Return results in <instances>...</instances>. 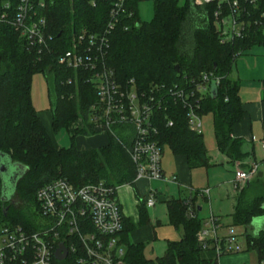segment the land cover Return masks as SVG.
<instances>
[{
    "label": "trees",
    "instance_id": "16d2710c",
    "mask_svg": "<svg viewBox=\"0 0 264 264\" xmlns=\"http://www.w3.org/2000/svg\"><path fill=\"white\" fill-rule=\"evenodd\" d=\"M118 1L43 0L45 7L36 11L38 17L45 18L46 36L51 37L45 49L30 48L14 25L20 0H0V157L26 168L15 188L16 201L1 203L0 221L8 222L3 229L22 227L36 232V195L53 180H67L76 188L105 183L118 189L135 184L137 170L128 152L134 135L131 128L112 129L113 133H106L108 145L97 149L79 150L75 145L71 149L59 148L32 103L33 77L44 74L48 77L54 133L80 120L82 126L75 129L77 136L102 133L89 121L91 107L97 102L96 89L90 81L92 74L60 63V58L72 50L75 39L83 33L106 34L107 68L122 86L133 81L139 93L157 95L160 88L164 93L177 86L187 88V80L197 82L204 74L212 73L217 80L218 96L215 100L210 93L203 96L197 112L201 118L212 114L218 152L226 157L229 166L233 169L237 165V170L251 168L246 162L252 154L244 151L245 141L234 137L244 109L239 81L231 78V72L239 56L254 47H264V0L251 6L241 3L238 21L244 23L243 36L225 44L220 41L219 30L224 15L216 18V4L197 6L194 0H155L152 21L143 23L137 10L141 0H124L125 15L113 19L111 12ZM113 21L117 23L106 33ZM155 116L157 141L162 148L168 146L173 155L184 158L191 170L210 166L203 136L190 130L188 109L182 102L171 96ZM170 121L172 126L168 125ZM1 184L0 179V191ZM188 203L169 202L170 221L182 226L183 236L179 241L168 242L164 255L154 259L145 256V245L130 241V234L149 222L145 204L140 207L138 224L125 219L120 234L125 264H218L217 260L203 256L215 251V247L201 250L198 233L203 224L188 218ZM263 216L264 179L256 175L238 191L231 219L234 225L249 228L254 219ZM246 238L262 264L264 230L258 234L247 230ZM54 263L80 264L72 255L64 262Z\"/></svg>",
    "mask_w": 264,
    "mask_h": 264
},
{
    "label": "built area",
    "instance_id": "2783aa9c",
    "mask_svg": "<svg viewBox=\"0 0 264 264\" xmlns=\"http://www.w3.org/2000/svg\"><path fill=\"white\" fill-rule=\"evenodd\" d=\"M258 1L194 0V3L197 6L217 5L216 18L224 15L219 22V30L220 41L225 44L243 36L244 23L238 21L243 5L241 3L251 6ZM38 3L36 5V0H20L13 23L27 39L30 48L43 46L46 49L51 37L46 36L45 18L38 17L36 11L45 7L43 0ZM123 5L124 0H119L114 5L111 12L113 19H118L121 14L125 15ZM116 23L117 21L110 23L106 33ZM75 40L72 50L60 58V63L92 74L90 81L94 83L97 102L91 107L89 121L102 133H113L112 129L117 127L131 128L134 135L128 152L137 170L136 180H163V148L157 141L156 112L166 107L172 96L188 109L190 130L202 134V118L197 112L199 101L210 93L211 83L215 81L217 84V80L212 73L204 74L197 82L187 80V88L177 86L166 93L160 88L157 95L139 93L133 81L122 86L114 72L107 68L106 34L100 36L83 33ZM168 125L172 126L171 121ZM261 148L264 157V142L261 143ZM257 173V165H252L248 170H236L232 181L234 190L239 191ZM199 194L209 196L210 191H200ZM36 202L38 230L31 232L22 227L4 228L0 264H55V254L61 245L67 249V259L72 255L80 264H125V251L120 243L125 217L117 198V189L108 187L105 183L76 188L67 180L56 179L38 190ZM145 203L148 207H154L157 203L156 194L150 191ZM219 228V220L211 216L198 233L201 250L206 252L214 246L218 255L221 252H240L238 246L234 247L233 230L229 229L226 235L220 236Z\"/></svg>",
    "mask_w": 264,
    "mask_h": 264
},
{
    "label": "rangeland",
    "instance_id": "374dc122",
    "mask_svg": "<svg viewBox=\"0 0 264 264\" xmlns=\"http://www.w3.org/2000/svg\"><path fill=\"white\" fill-rule=\"evenodd\" d=\"M154 1L155 0H141L138 4V15L143 23L151 22L154 17ZM231 78L240 82V94L245 103L251 106H258L261 98V85L264 81V47H254L244 55L239 56L236 62L233 64ZM32 103L35 109L41 113V115H51V102L49 99V83L48 77L44 74H36L32 80L31 89ZM53 139L59 148L71 149L73 145L81 150L80 146H87L94 144L96 146L103 147L108 145V138L106 133L96 135L101 137L100 140H95L94 143L90 141L94 136H77L75 129L80 127L82 121L80 120L77 124L70 126L68 129L63 128L56 133L52 130L50 121H47ZM202 136L205 147L209 152L210 166L208 168H198L192 171L191 184L194 190H202L210 188L211 196L209 200L198 199L193 205L198 220L204 225L205 220L210 218L213 214L215 217L220 218V228L218 234L224 236L228 230L231 229L234 232V247L238 246L240 252H233L231 254H225L221 252L218 259V264H259V259L256 252L248 247L246 238L247 230L249 228L244 226H236L233 224L231 219L232 214V200L234 199V190L231 185H228V181L233 178L232 173L219 161L216 162L218 157L217 141L213 126L212 114H207L202 118ZM259 123L256 122L252 126V133L256 136H260ZM261 144V143H260ZM93 145V146H95ZM257 156L261 155V145L256 147ZM263 153V152H262ZM263 155V154H262ZM261 158V157H260ZM171 160V149L166 146L164 149L163 164L167 165L171 169V176H175L177 169L175 164L170 162ZM216 162V163H215ZM169 169V168H168ZM169 174V173H168ZM171 184H174V177L168 178ZM171 184H169L170 191L167 192L166 187L160 186L157 188V192L164 194L166 197L171 196ZM155 192V190H153ZM234 192V193H233ZM183 190L182 194L178 196L193 197L194 200L195 192L190 193ZM11 192L8 193L10 195ZM237 194V193H236ZM119 196V191H118ZM2 195L0 191V218L2 214ZM18 200V199H17ZM13 202L16 199H12ZM17 205L21 206V202H17ZM201 208L202 211L197 210ZM191 212V211H189ZM148 216L150 219L151 227L157 234V240L148 244L145 249V256L148 259H154L164 255L166 249V238L171 236V227L168 218V205L163 202H157L156 207L148 210ZM39 218V217H38ZM255 219L252 221L254 223ZM160 222V226L158 225ZM251 223V224H252ZM8 222L0 221V247L3 243V226L7 225ZM250 224V225H251ZM254 234V233H253Z\"/></svg>",
    "mask_w": 264,
    "mask_h": 264
},
{
    "label": "crops",
    "instance_id": "0c3cea01",
    "mask_svg": "<svg viewBox=\"0 0 264 264\" xmlns=\"http://www.w3.org/2000/svg\"><path fill=\"white\" fill-rule=\"evenodd\" d=\"M239 85H240V82H239ZM240 90H241V87H240ZM262 90H263V84L261 85V91ZM240 97H241V94H240ZM241 100L243 102L244 116H243V119L241 120V122L234 129V137L242 138L245 141V145L243 148L244 151L252 154L251 158H249L246 163L249 167L252 165H257L258 166L257 176L259 178L264 179V157L262 155L263 153H262V151H260L261 155H259V157H258L257 151H256V147L257 146L259 147V145H261L260 143L264 142V129H263L264 103L262 102V93H261V98H260V104L256 107L251 106L248 103H245L244 100L242 99V97H241ZM41 119H42L47 131L49 133H51L50 129H49L50 126L47 125L48 124L47 121H50V123H51L52 122V116L51 115L50 116L41 115ZM256 122L259 123V127L261 129L260 130V136H256L254 134H251L252 133V126ZM94 137L95 138L89 137V138H92L90 140V141H92V143H94L95 140L101 139V137H96V136H94ZM253 139H255V141H253ZM93 145H95V143L92 145L89 144L87 146H80L79 148L81 150H87V149H97L99 147V146H96V145L93 146ZM164 149H165V147L163 148L162 160H161V168H162V172H163V176H164L163 180H161V181H149L146 179H140V180H135L134 185H125V186L119 187L117 189V198L121 204L123 214H124V217L126 220H130V221H133L135 224H138V222L140 221V207L143 204H145L144 207H145V211L147 212V215H148L149 209L156 207L157 203L155 204L154 207H148L145 203L148 194L150 193V191L154 192L153 190H155L154 193L156 194L157 202H163V203H166L167 205L169 204L170 201H176V200H186L187 203L189 202L187 204L189 211H191L190 214L188 215L189 219H191V218L198 219V215H196V213H195L196 211H195V209H193V205L196 202L195 200H198V199L209 200L208 198H209V196H211V193H212L210 188H205L202 190H194L192 187V184H191V180H190L193 170L189 169L184 158H182L180 156H175L172 154V152H171L170 162L175 164L178 174H176L175 176H171L170 167L163 164ZM218 154H220V153L218 152ZM216 159H218V160H216V162L219 161L220 163H222L228 169V171H230L232 173L233 178H231L230 181H228V185H231L233 187L232 181H233L234 176H235L234 175L235 170L239 169V167L236 165L232 169L229 166V164L227 163L226 157H224L221 154L218 155V157ZM171 177L175 178V181H172L174 184H171V181L168 179ZM169 184H171V196L170 197L169 196L166 197L164 194L157 192V188H159L160 186L166 187L167 192H169L170 191V189L168 188ZM183 190L190 192V193L195 192L194 200L192 199L193 197H188V195L179 197L178 194L181 195ZM205 190L210 191L209 196H200V194H199L200 191H205ZM233 190H234V188H233ZM118 191H119V196H118ZM234 192H235V190H234ZM236 193H238V191H236L234 193V196H233L234 199L232 200V212H233V209L235 206V198L237 195ZM191 201H192V204H190ZM197 211L200 212V211H202V209L199 208ZM211 216L215 217L213 214ZM168 218H169V211H168ZM215 218H217L219 220V223H220V218L219 217H215ZM148 219H149V216H148ZM209 219L210 218L205 220L203 227H205V225L209 222ZM158 225L159 226L161 225L160 222H158ZM168 225L171 227V236H170V238H166V247H167L168 242L179 241L183 236L182 226H176V225L172 224L170 221V218H169V224ZM248 230L250 233H254V234H258L260 231L264 230V216L256 218L254 223H252L250 225ZM155 240H157V234L154 231V228L151 227L150 219H149V222L147 224H144L142 226H138L130 234V241H131V243H133L135 245L143 244V245L147 246L148 244H151ZM203 256L205 257V259L217 260V261L220 257V255H218L215 251H210L209 253H206Z\"/></svg>",
    "mask_w": 264,
    "mask_h": 264
},
{
    "label": "water",
    "instance_id": "95a60500",
    "mask_svg": "<svg viewBox=\"0 0 264 264\" xmlns=\"http://www.w3.org/2000/svg\"><path fill=\"white\" fill-rule=\"evenodd\" d=\"M178 69L179 67H177V70ZM210 95L213 100H215L218 96V87L215 81L211 83ZM25 171L26 168L24 166L19 164H12L9 162V160H5L3 157H0V179L2 183L1 195L3 198V203H7L13 199L17 182L25 174ZM9 192H11L10 195H8ZM67 256V249L63 245H61L56 251L55 259L59 262H62L67 259Z\"/></svg>",
    "mask_w": 264,
    "mask_h": 264
}]
</instances>
